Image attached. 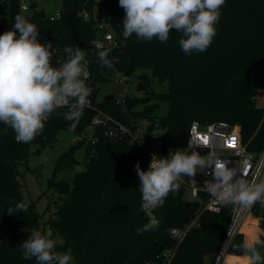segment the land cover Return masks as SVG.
I'll use <instances>...</instances> for the list:
<instances>
[{"label":"trees","instance_id":"1","mask_svg":"<svg viewBox=\"0 0 264 264\" xmlns=\"http://www.w3.org/2000/svg\"><path fill=\"white\" fill-rule=\"evenodd\" d=\"M20 3L21 0L3 1L4 12L0 11V17L7 23L6 31L13 27L14 17L22 15ZM94 6L95 0H62L59 17L50 19L48 14L40 16L32 10L26 18L37 25L41 43L52 42V47L62 54L63 62L69 58L64 52L66 46L87 52L89 81L95 86L93 100L98 93L97 83L114 80L117 74L126 79L139 68L150 69L153 77L168 84L167 91H155L150 78L145 76L136 86L143 96L118 101L116 96L109 99L106 95L94 100L96 108L132 129L139 119L147 121L149 131L163 128L160 145L163 152L185 144L193 120L228 121L239 126L250 149L264 145V108L257 100L258 92L264 91V0H225L211 46L202 53L191 54L182 51L179 40L184 38L183 34L174 29L165 42L155 37L151 41L140 40L135 34L125 40L124 9L119 0H105L103 16L118 42L108 54L111 67H101L99 59H93L96 50L93 51L91 41L98 37L96 20H84L79 14L69 16L73 9L78 13L92 12ZM151 99L166 103L164 115L152 114L157 104L150 103ZM139 105L144 107L137 108ZM67 111L55 109L30 143L17 142L14 130L0 122V264H36L35 258H23L20 246L33 230L51 229L53 239L59 241L55 250L70 253L71 264H141L172 247L175 241L167 230L187 225L201 203L184 198L183 188L170 192L157 208L159 225L138 233L147 219L139 208L142 193L135 165L139 162L146 170L149 155L133 146L127 136L109 138L103 127L94 128L92 136L87 137L86 128L95 115L94 107L84 109L74 129L70 128L72 122L64 118ZM60 131L82 138L56 158L47 189L56 192L60 200L54 217L42 222L34 203L21 197L17 165L27 159L32 144H51ZM81 146L85 147L84 169L76 172L71 181L58 179L57 172L77 163L73 154ZM17 203L26 204L27 212L15 210ZM10 207L14 213L7 211ZM233 208L219 205L217 211L200 210L197 223L177 244L170 264H215ZM259 212L255 207L253 216H259ZM261 212L264 228V211ZM243 243L242 234L236 233L226 254H244ZM258 251L264 257V248L258 247ZM245 262L242 256L240 263Z\"/></svg>","mask_w":264,"mask_h":264},{"label":"clouds","instance_id":"2","mask_svg":"<svg viewBox=\"0 0 264 264\" xmlns=\"http://www.w3.org/2000/svg\"><path fill=\"white\" fill-rule=\"evenodd\" d=\"M224 4L225 0H119L125 12L122 36L127 40L135 34L140 40L155 37L165 42L174 29L183 34L179 44L185 54L202 53L217 34ZM95 46L103 48L99 42ZM53 52L52 42L41 43L37 25L20 14L14 17L13 27L0 34V122L14 130L17 142L30 143L57 108L68 109L64 118L74 129L90 106L84 51L66 46L69 58L58 67L51 62ZM98 57L101 67H111L106 51H99ZM229 164L211 149L203 155L181 150L166 157L153 154L147 170L139 162L135 165L141 207L148 211L162 206L170 192L179 190L183 177L191 179L198 172L212 176L205 188L223 207L250 209L264 203V180L239 178L237 166ZM15 210L27 212V205L17 203ZM15 210L10 207L7 211ZM156 226L150 220L138 233ZM57 243L51 229L33 230L20 245L23 258H35L36 264H71L72 255L56 251ZM258 247L264 248L259 236L242 244L247 264H264Z\"/></svg>","mask_w":264,"mask_h":264},{"label":"built area","instance_id":"3","mask_svg":"<svg viewBox=\"0 0 264 264\" xmlns=\"http://www.w3.org/2000/svg\"><path fill=\"white\" fill-rule=\"evenodd\" d=\"M104 1L105 0H95V6L92 12L83 10L78 13L77 11V14H79V16L84 20H89L91 18L96 20L95 28L98 37L91 41L93 51L96 50V54L93 56V59L95 60L99 59V51L103 50L109 54V52L118 45L110 23L106 21L103 16L102 4ZM20 9L21 12H23L28 10L29 7L21 2ZM59 16L60 9L56 10L53 14H48L50 19H54ZM97 42L103 45L102 49H98L95 46ZM53 50L54 52L51 62L53 66L58 67L64 63L63 56L59 53L58 49L53 48ZM84 53L86 56L87 52L84 51ZM85 60L87 61L86 70L89 73L88 58L85 57ZM89 76L86 80V85L90 89V95L88 97L90 106L88 107L95 108V115L90 124V127L92 128L90 137L92 136L93 129L96 127H103L105 135L109 138L129 137L130 143L133 146L141 148L149 155L150 158L147 168L153 154L157 155L158 157H166L169 153H172L176 150H181L189 152L197 151L203 155L211 149L216 151L222 159L230 161V167L235 165L237 166L239 178H244L248 181L253 179L264 180V145H262V147L259 149H250L248 147L249 141L243 140L238 125L231 124L225 120H215L213 122L206 123H200L197 120H193L188 127L185 144L181 147L170 148L163 152L160 149L162 137L156 134L154 131H149L147 129V124L143 125V121H146L145 119H139L136 123V128L132 129L126 123H123L111 115L100 111L99 108H96L93 105L94 100H98L96 97L94 100L91 97L95 86L92 87L90 84ZM120 78L125 79V77H119V74H117L114 79L116 81H120ZM121 99V97H117L118 101H122ZM261 106L264 108V100L261 102ZM81 138L82 136H78V139ZM93 140H95V138H93ZM182 179L183 183H181L180 188H183L184 190V198L189 195L193 199L186 198L187 200L199 201L201 203L200 210H218L219 203L209 194L205 188V181L211 180V175L206 176L198 172L194 178L189 179L188 177H183ZM201 195H204V198L201 197ZM141 205L142 202L139 208L146 217L147 224L150 222V220H155L156 225L158 226L160 223V218L156 213L158 207L146 211L141 207ZM255 207L259 208L260 211H264V203H256L250 209H241L239 206H234L229 229L227 231L223 246L216 258L215 264H220L222 258L226 254V249L231 239L237 232H239L240 225L245 220V218H247L250 214L253 215V209ZM200 210L197 212L195 217L183 228L173 227L167 230L169 236L175 241V244L172 247L161 251L153 258L147 259L141 264H170L177 244L182 241L187 231L197 223Z\"/></svg>","mask_w":264,"mask_h":264},{"label":"rangeland","instance_id":"4","mask_svg":"<svg viewBox=\"0 0 264 264\" xmlns=\"http://www.w3.org/2000/svg\"><path fill=\"white\" fill-rule=\"evenodd\" d=\"M26 4L29 9L22 12V16L28 17L31 14L30 4H36V11H44L45 14H53L56 10L62 6V0H21ZM2 8V9H1ZM3 1L0 0V11L3 13ZM0 34L6 31L7 23L0 17ZM148 77L151 80L152 87L155 91H167L168 84L166 80L159 81L152 76L150 69L139 68L135 70L130 77L124 79L120 78V81L110 80L107 82L97 83L98 93L96 99L99 101L104 96L113 94L117 97H129L143 96V93L137 89V82L144 77ZM258 103L264 100V91L258 92ZM150 103L157 104V108L153 111L154 116H162L166 113V103L157 102L155 99H151ZM144 105H139L137 108L142 109ZM147 121H143V125H146ZM159 136H163L165 130L161 127H156L153 130ZM86 135L90 137L92 128L88 126L86 128ZM78 136L66 131H60L56 137V140L51 144L42 146L37 142L30 146L29 154L25 161L17 165L18 175L17 179L20 182V194L24 201L33 202L36 211L40 214L42 222H47L50 218L54 217L56 211L57 200H60L59 195L47 189V180L51 177L53 168L56 162V158L60 153L67 150L71 145L75 144ZM76 164L71 168L61 169L57 172L58 179H66L71 181L76 172L84 169L85 161V147L81 146L75 149L73 154ZM187 199H193L189 195ZM262 212H259V216L255 217L250 214L242 222L239 228V232L243 236V241L254 239L259 236L264 240V228H262ZM244 230V232H243ZM242 257V256H240ZM208 261V257H205V262Z\"/></svg>","mask_w":264,"mask_h":264},{"label":"crops","instance_id":"5","mask_svg":"<svg viewBox=\"0 0 264 264\" xmlns=\"http://www.w3.org/2000/svg\"><path fill=\"white\" fill-rule=\"evenodd\" d=\"M240 256H244V254L241 255L225 254L220 264H247V261L245 263H240L241 261ZM232 257H234V259Z\"/></svg>","mask_w":264,"mask_h":264},{"label":"water","instance_id":"6","mask_svg":"<svg viewBox=\"0 0 264 264\" xmlns=\"http://www.w3.org/2000/svg\"><path fill=\"white\" fill-rule=\"evenodd\" d=\"M35 8H36V4L35 3H31L30 4V9L31 10H35ZM38 13H39L40 16H44L45 15L44 11H42V10L38 11ZM76 15H77V10L76 9H73L71 12H69V16H76ZM119 43H120V45H122L123 44V40L120 39ZM113 97H114L113 94L107 95V98H109V99H112ZM39 133L36 135V138L38 137Z\"/></svg>","mask_w":264,"mask_h":264},{"label":"bare ground","instance_id":"7","mask_svg":"<svg viewBox=\"0 0 264 264\" xmlns=\"http://www.w3.org/2000/svg\"><path fill=\"white\" fill-rule=\"evenodd\" d=\"M234 259V257H232Z\"/></svg>","mask_w":264,"mask_h":264}]
</instances>
